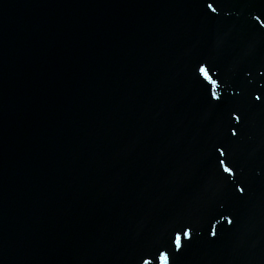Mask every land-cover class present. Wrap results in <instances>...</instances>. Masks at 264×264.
<instances>
[{
    "label": "water",
    "instance_id": "95a60500",
    "mask_svg": "<svg viewBox=\"0 0 264 264\" xmlns=\"http://www.w3.org/2000/svg\"><path fill=\"white\" fill-rule=\"evenodd\" d=\"M145 262L264 264V0H0V264Z\"/></svg>",
    "mask_w": 264,
    "mask_h": 264
},
{
    "label": "snow or ice",
    "instance_id": "6c2138e0",
    "mask_svg": "<svg viewBox=\"0 0 264 264\" xmlns=\"http://www.w3.org/2000/svg\"><path fill=\"white\" fill-rule=\"evenodd\" d=\"M209 7H211V5H209ZM201 71H202V72H205V70H204V69H201ZM205 75H207V72H205ZM226 171H229V172H230V171H231V169H226ZM145 264H147V262H145Z\"/></svg>",
    "mask_w": 264,
    "mask_h": 264
}]
</instances>
